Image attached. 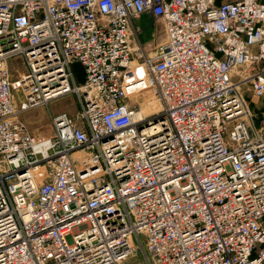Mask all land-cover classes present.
Listing matches in <instances>:
<instances>
[{
	"label": "built area",
	"instance_id": "built-area-1",
	"mask_svg": "<svg viewBox=\"0 0 264 264\" xmlns=\"http://www.w3.org/2000/svg\"><path fill=\"white\" fill-rule=\"evenodd\" d=\"M143 89L160 110L138 118ZM67 93L49 136L19 119ZM246 93L264 95V0H0V264H264Z\"/></svg>",
	"mask_w": 264,
	"mask_h": 264
},
{
	"label": "rangeland",
	"instance_id": "rangeland-1",
	"mask_svg": "<svg viewBox=\"0 0 264 264\" xmlns=\"http://www.w3.org/2000/svg\"><path fill=\"white\" fill-rule=\"evenodd\" d=\"M139 25L143 26V31L141 32V39L143 42L155 43L162 39L163 35L161 24L155 23L151 18H148L146 21L141 20ZM10 63L11 65L9 66V68L11 72L12 81H15V77H17L18 75L26 74V68L24 67L21 59L14 58ZM72 68L76 81H82L83 76L81 67L74 63ZM244 99L249 110L251 111L252 121L257 124L259 122L260 115L264 110V95L261 97H253L249 93H246ZM15 101L16 104H19L21 100H19V98L16 96ZM151 101L154 103L155 108L151 107V105H147V103ZM127 102L131 106H135L137 109L141 110L144 116L154 115L160 110L158 109L160 105L158 101L154 98V94L151 90L137 92L133 94L127 100ZM77 108L78 103L75 95L73 93H67L50 100L47 105H38L23 111L22 113H20L19 119L25 124L29 132L35 137L45 138L49 136L52 132V116L60 112H66L68 115L72 116L77 110ZM143 256V250L138 249L137 253L130 255L128 259L124 262V264H143Z\"/></svg>",
	"mask_w": 264,
	"mask_h": 264
},
{
	"label": "bare ground",
	"instance_id": "bare-ground-1",
	"mask_svg": "<svg viewBox=\"0 0 264 264\" xmlns=\"http://www.w3.org/2000/svg\"><path fill=\"white\" fill-rule=\"evenodd\" d=\"M154 52H151L150 53V55H152ZM145 90H147V89H145ZM141 91H143L144 92V89L143 90H140V91H138V92H141ZM137 93V92H136ZM151 98V97H150ZM154 98L158 101V99L156 98V96H154ZM155 101V100H154ZM146 103V102H145ZM158 103H159V101H158ZM157 104V103H156ZM147 105H151V107H154L155 108V105H154V103L151 101V102H149V103H147ZM159 105H160V103H159ZM156 109H157V107H156ZM158 109H160V107H158ZM147 110V109H146ZM152 110H153V108H152ZM144 111V110H143ZM142 115H144V114H142V111L141 110H139L138 111V113H137V116H138V118H141V116ZM121 264H124L123 262L121 263Z\"/></svg>",
	"mask_w": 264,
	"mask_h": 264
},
{
	"label": "crops",
	"instance_id": "crops-1",
	"mask_svg": "<svg viewBox=\"0 0 264 264\" xmlns=\"http://www.w3.org/2000/svg\"><path fill=\"white\" fill-rule=\"evenodd\" d=\"M217 1H221V0H217ZM77 65H79L81 67L80 64L76 63ZM81 70H82V67H81ZM82 76H83V72H82ZM253 97H256V96H253ZM264 109V108H263Z\"/></svg>",
	"mask_w": 264,
	"mask_h": 264
},
{
	"label": "water",
	"instance_id": "water-1",
	"mask_svg": "<svg viewBox=\"0 0 264 264\" xmlns=\"http://www.w3.org/2000/svg\"><path fill=\"white\" fill-rule=\"evenodd\" d=\"M139 125H141V123H139Z\"/></svg>",
	"mask_w": 264,
	"mask_h": 264
}]
</instances>
